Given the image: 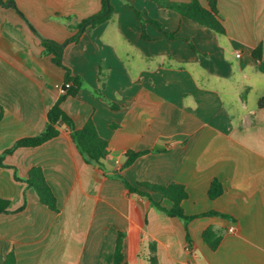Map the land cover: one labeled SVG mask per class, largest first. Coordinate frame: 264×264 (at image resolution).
<instances>
[{"label": "crops", "instance_id": "1", "mask_svg": "<svg viewBox=\"0 0 264 264\" xmlns=\"http://www.w3.org/2000/svg\"><path fill=\"white\" fill-rule=\"evenodd\" d=\"M14 1L25 19L0 3V156L42 133L63 93L65 72L41 38L64 43L102 8V0ZM112 5L109 21L66 47L64 64L84 86L62 104L78 128L93 119L109 156L103 168L86 163L64 124L57 138L6 155L0 198L10 213L0 214V261L13 253L16 264H113L122 232L128 264H152V245L158 264H264V0H216L225 35L149 0ZM132 7L176 38L147 24L144 39ZM144 150L123 168L125 153ZM36 167L58 212L15 178L28 179ZM118 173L132 184L184 185L189 216L231 218L192 220L188 245L184 222L130 194ZM214 179L224 191L213 200ZM152 198L172 207L160 194ZM209 228L222 237L216 249L204 242Z\"/></svg>", "mask_w": 264, "mask_h": 264}, {"label": "trees", "instance_id": "2", "mask_svg": "<svg viewBox=\"0 0 264 264\" xmlns=\"http://www.w3.org/2000/svg\"><path fill=\"white\" fill-rule=\"evenodd\" d=\"M155 3L159 8L165 10H171L183 17L190 19L196 24L208 28L219 35H225L226 30L223 24V20L220 17L216 0H207L209 4V8L203 7L198 0H190L189 2H174L172 0H149ZM0 3L3 5H9L10 7L15 8L18 13L25 19L24 15L18 10L15 1L11 0L8 3H5L3 0H0ZM134 8V7H132ZM137 17L141 21L143 26V35L142 37L146 40H150L151 38L145 33V28L147 24H151L163 32L168 39H175L176 36L173 33H168L163 29L162 24L149 17L148 15H144L136 10ZM114 15V7L112 5V0H102V8L101 10L84 20L82 23L78 25V32L70 39H68L64 43H58L53 40L41 38L42 45L44 47V54L50 55L52 57L53 63L59 68L63 69L65 72V81L64 85L67 86V89L59 96L56 104L49 110L48 112V122L46 124L45 130L37 136L27 137L18 140L11 148L7 149L0 156V164L3 166V159L6 155L14 153L19 148L25 147H39L46 142L55 139L60 134L59 123L61 121L64 122V125L67 126L71 131L72 139L79 151L82 155L84 161L88 164L99 165L101 168L104 167V161L109 156V143L107 140L103 139L96 128V125L92 118L88 119L85 125L82 128H78L73 119L69 117V115L62 108L63 102L69 97H77L79 92L82 90L84 86V81L82 77L78 75H74L70 68H68L64 64V52L66 47L71 43L78 42L79 38L88 28H95L103 23L109 21ZM31 29L37 34L36 30L30 25ZM259 53V51H258ZM257 57V52L254 53ZM259 107H264V98L260 99ZM112 108H117L116 105L112 104ZM2 119V114H0V121ZM148 151H128L125 153V164L123 168L129 167L134 163V161L140 156L146 154ZM116 178L120 179L126 189L130 194H137L139 196L145 197L150 200L152 206L156 208L159 212L165 213L170 217L179 218L184 222V225L187 230V242L189 245V234H188V224L201 216H221L224 219H230L229 215L212 211L209 213H205L203 215H193L189 216L185 213L182 203L188 198V192L186 187L179 183H171L169 185H157L145 182H139L137 184H132L125 177H123L120 173H118ZM16 180L26 182L29 187H32L36 190L40 201L48 206L52 211L58 212L59 209L57 207L56 197L53 194L50 186L48 185L45 175L41 168H33L30 171V175L28 179H21L17 172L15 174ZM224 188L222 183L218 179H214L210 190L209 197L211 199H216L222 195ZM152 193L160 194L163 199H167L171 202L172 207L166 208L162 205L161 202H156L152 198ZM10 201L8 199L0 198V214H8ZM25 205L18 210H24ZM126 235L122 232L119 233L113 264H128L124 255V240ZM204 242L210 246L212 249H216L222 237L217 234L212 228L207 229L203 234ZM152 254L150 256V262L152 264H158L157 259L155 257L156 247L155 245L151 246ZM0 264H16V258L13 253H11L4 262L0 261Z\"/></svg>", "mask_w": 264, "mask_h": 264}, {"label": "water", "instance_id": "3", "mask_svg": "<svg viewBox=\"0 0 264 264\" xmlns=\"http://www.w3.org/2000/svg\"><path fill=\"white\" fill-rule=\"evenodd\" d=\"M62 89L65 91L66 89H67V86L66 85H64L63 87H62ZM64 124V122L63 121H61L60 123H59V125L60 126H62Z\"/></svg>", "mask_w": 264, "mask_h": 264}, {"label": "built area", "instance_id": "4", "mask_svg": "<svg viewBox=\"0 0 264 264\" xmlns=\"http://www.w3.org/2000/svg\"><path fill=\"white\" fill-rule=\"evenodd\" d=\"M62 92H64V90L62 89V88H60V87H58ZM235 230H234V228H231L230 229V232H234Z\"/></svg>", "mask_w": 264, "mask_h": 264}]
</instances>
